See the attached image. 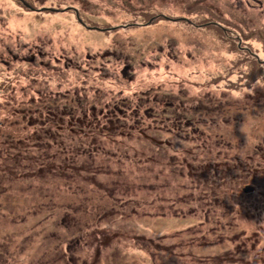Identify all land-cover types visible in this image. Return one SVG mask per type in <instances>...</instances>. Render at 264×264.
I'll return each mask as SVG.
<instances>
[{"label":"rangeland","instance_id":"obj_1","mask_svg":"<svg viewBox=\"0 0 264 264\" xmlns=\"http://www.w3.org/2000/svg\"><path fill=\"white\" fill-rule=\"evenodd\" d=\"M23 1L0 0V264H264V177L233 168L264 167V0Z\"/></svg>","mask_w":264,"mask_h":264},{"label":"trees","instance_id":"obj_2","mask_svg":"<svg viewBox=\"0 0 264 264\" xmlns=\"http://www.w3.org/2000/svg\"><path fill=\"white\" fill-rule=\"evenodd\" d=\"M75 103L74 104H71L69 107L68 106H65L63 109H60L59 111V108L58 106H50L48 107L47 106V109L46 112L47 114L49 115V118L50 117H54L55 118V114H60V113H64V112H71L72 113L74 112L73 110H81V102H78V105H76V107H74ZM46 108V107H45ZM54 108V109H53ZM88 111V110H87ZM83 113H86V110L83 111ZM54 114V116H53ZM76 130V129H75ZM156 130V129H155ZM77 131V130H76ZM75 131V132H76ZM58 142V141H57ZM61 144H65V141H63ZM62 151H66L67 154H69L68 156H71L70 160H72V156L76 153V150L74 148H71V145L68 143L67 146H64ZM54 154V153H53ZM87 154V152H86ZM250 159V158H249ZM251 160V159H250ZM244 161H239V159H237L236 161V165L237 166H234V170L236 169L237 171H240L239 173V176L236 172V179H242L244 181L243 185H242V191L244 193H251L252 191L255 190V185L256 183L262 187V179L264 177V167L262 170H260V168H256L254 171H251V169L253 168V166H251V164L247 165L246 162L243 163ZM228 163V162H227ZM229 164V163H228ZM219 167H222V168H226L225 167V164H223V166H219ZM228 167V166H227ZM229 169H231L230 167H228ZM209 171H213V172H217L219 173V170H215V168H209ZM226 176V175H224ZM200 180H203V177H200L199 178ZM234 178H231V180L233 181ZM250 180L251 181H257L255 183V185H251V183L249 182H246V180ZM205 180V179H204ZM246 185H250L251 187L250 188H247L246 190H244V186Z\"/></svg>","mask_w":264,"mask_h":264},{"label":"water","instance_id":"obj_3","mask_svg":"<svg viewBox=\"0 0 264 264\" xmlns=\"http://www.w3.org/2000/svg\"><path fill=\"white\" fill-rule=\"evenodd\" d=\"M23 1V0H22ZM23 3H24V5H26L27 7H29V5L26 3V2H24L23 1ZM247 188H244V190H246Z\"/></svg>","mask_w":264,"mask_h":264}]
</instances>
